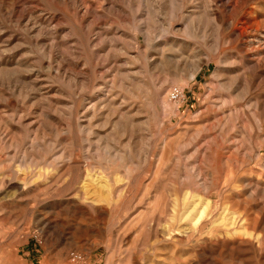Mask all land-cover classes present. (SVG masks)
Wrapping results in <instances>:
<instances>
[{
  "label": "rangeland",
  "instance_id": "374dc122",
  "mask_svg": "<svg viewBox=\"0 0 264 264\" xmlns=\"http://www.w3.org/2000/svg\"><path fill=\"white\" fill-rule=\"evenodd\" d=\"M0 264H264V0H0Z\"/></svg>",
  "mask_w": 264,
  "mask_h": 264
},
{
  "label": "built area",
  "instance_id": "2783aa9c",
  "mask_svg": "<svg viewBox=\"0 0 264 264\" xmlns=\"http://www.w3.org/2000/svg\"><path fill=\"white\" fill-rule=\"evenodd\" d=\"M182 97H183L182 90L175 89L173 90V92H171V98L175 101L181 100Z\"/></svg>",
  "mask_w": 264,
  "mask_h": 264
}]
</instances>
